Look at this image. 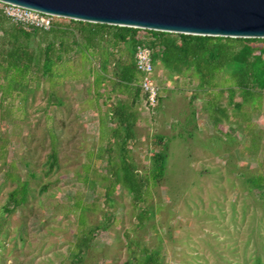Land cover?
<instances>
[{"label":"rangeland","instance_id":"374dc122","mask_svg":"<svg viewBox=\"0 0 264 264\" xmlns=\"http://www.w3.org/2000/svg\"><path fill=\"white\" fill-rule=\"evenodd\" d=\"M73 48L52 77L33 70L21 81L0 69V264H137L146 251L160 264H264V97L236 109L239 93L232 103L218 94L222 75L200 88L191 71L171 76L157 60L159 103L147 111L135 85L112 84L129 59L122 44L89 50V62ZM102 58L112 81L96 82ZM158 137L167 162L154 181ZM122 160L147 181L138 197Z\"/></svg>","mask_w":264,"mask_h":264},{"label":"trees","instance_id":"16d2710c","mask_svg":"<svg viewBox=\"0 0 264 264\" xmlns=\"http://www.w3.org/2000/svg\"><path fill=\"white\" fill-rule=\"evenodd\" d=\"M7 21L0 15V28L4 30L3 37L6 41V47L4 44L0 47V69L4 68L8 74L17 75L21 81L33 70L37 73L42 71L43 75L52 77L53 68L62 61V55L72 52L73 47L81 53L82 61L89 62L93 56L89 55V50L98 51L101 44H108L114 48L122 44L129 54V59L117 64L113 72L116 81L113 82L106 77L108 61L107 58H102L101 75L97 76L96 82L107 78L118 91L124 93L139 81L140 75L136 71L133 57L137 44L143 43L151 50L153 65L160 60L171 76L191 71L192 75L198 78L200 88L211 87L215 79L222 75L223 85L228 86L221 89L218 94L221 96L227 91L229 103H232L235 94L239 93L241 102L234 104L236 109L264 97V39L197 37L69 21L80 34L82 42L78 43L69 27H64L61 23H54L49 31H44L20 24H9L4 27ZM140 33L150 36L151 42L141 41L137 36ZM134 90L141 92L138 87ZM51 103L53 102L50 101ZM56 104L60 106L61 102ZM213 107L214 111L220 114L225 112L219 105L215 104ZM118 110L123 115L128 109L121 105ZM132 119L134 118L129 114L124 119L129 123L125 129V141L120 144L123 150L130 138ZM156 144H160L161 149L152 157L150 179L154 181L164 176L167 162L165 145L161 137H158ZM56 161L57 154L53 149L49 155L50 167L56 165ZM121 163L123 182L129 191L138 197L147 181L136 175L131 163H126L125 160ZM261 181V178L254 179L251 185L260 188ZM144 254V258L137 264H160L156 253L146 251Z\"/></svg>","mask_w":264,"mask_h":264},{"label":"water","instance_id":"95a60500","mask_svg":"<svg viewBox=\"0 0 264 264\" xmlns=\"http://www.w3.org/2000/svg\"><path fill=\"white\" fill-rule=\"evenodd\" d=\"M75 22L159 33L264 39V0H0Z\"/></svg>","mask_w":264,"mask_h":264},{"label":"built area","instance_id":"2783aa9c","mask_svg":"<svg viewBox=\"0 0 264 264\" xmlns=\"http://www.w3.org/2000/svg\"><path fill=\"white\" fill-rule=\"evenodd\" d=\"M0 15L13 24H20L44 31L53 26V17L36 11L0 2ZM135 68L140 75L134 85L144 96L143 106L147 111H153L158 106L160 89L154 81V65L151 50L143 43L137 44L134 50Z\"/></svg>","mask_w":264,"mask_h":264}]
</instances>
